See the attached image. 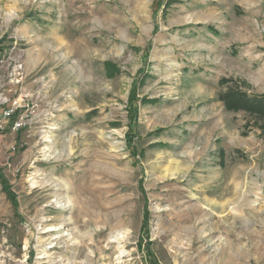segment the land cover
I'll return each instance as SVG.
<instances>
[{
  "label": "rangeland",
  "instance_id": "374dc122",
  "mask_svg": "<svg viewBox=\"0 0 264 264\" xmlns=\"http://www.w3.org/2000/svg\"><path fill=\"white\" fill-rule=\"evenodd\" d=\"M228 86L264 96V0H0V264H264Z\"/></svg>",
  "mask_w": 264,
  "mask_h": 264
},
{
  "label": "trees",
  "instance_id": "16d2710c",
  "mask_svg": "<svg viewBox=\"0 0 264 264\" xmlns=\"http://www.w3.org/2000/svg\"><path fill=\"white\" fill-rule=\"evenodd\" d=\"M106 66H109V69L111 67L110 64H106ZM219 99L225 104L228 110L264 115V96L251 97L248 93L246 94V92L237 87L228 86L225 92H221ZM18 117L19 114L17 112L14 120Z\"/></svg>",
  "mask_w": 264,
  "mask_h": 264
},
{
  "label": "built area",
  "instance_id": "2783aa9c",
  "mask_svg": "<svg viewBox=\"0 0 264 264\" xmlns=\"http://www.w3.org/2000/svg\"><path fill=\"white\" fill-rule=\"evenodd\" d=\"M17 110L18 106L15 108H9L7 105L0 110V130H4L6 128L4 125L12 120ZM23 119V117L19 116L17 119L13 120L12 128L14 130H19L24 127L26 124L23 122Z\"/></svg>",
  "mask_w": 264,
  "mask_h": 264
},
{
  "label": "bare ground",
  "instance_id": "6f19581e",
  "mask_svg": "<svg viewBox=\"0 0 264 264\" xmlns=\"http://www.w3.org/2000/svg\"><path fill=\"white\" fill-rule=\"evenodd\" d=\"M59 230V229H58ZM57 231V230H56ZM50 232V231H49ZM59 235V234H58ZM64 236H67V235H62L61 237H64ZM119 239V238H118Z\"/></svg>",
  "mask_w": 264,
  "mask_h": 264
}]
</instances>
